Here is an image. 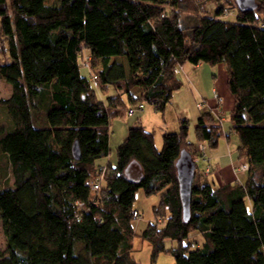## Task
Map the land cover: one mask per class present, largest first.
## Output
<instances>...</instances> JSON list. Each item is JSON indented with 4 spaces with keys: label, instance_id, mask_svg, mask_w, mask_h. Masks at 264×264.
<instances>
[{
    "label": "trees",
    "instance_id": "obj_1",
    "mask_svg": "<svg viewBox=\"0 0 264 264\" xmlns=\"http://www.w3.org/2000/svg\"><path fill=\"white\" fill-rule=\"evenodd\" d=\"M257 2L241 11L231 0L214 17L180 22L168 10L182 0H0V79L11 86L0 101L11 119L0 122V152L13 178L0 183L7 241L0 264H140L133 257L139 189L159 193L166 212L161 227L149 223L141 234L152 263L169 252L174 264H264V0ZM228 7L236 22L226 19ZM186 62L226 66L230 128L250 165L236 187L215 189L196 173L188 221L176 161L182 149L196 158L198 146L188 141L186 119L179 133L163 135L161 149L138 120L116 162H99L110 154L112 110L144 100L164 111L182 86L175 68ZM222 102L216 114L201 110L198 144L216 148L226 134ZM132 160L144 170L140 182L124 174ZM195 232L200 239L190 241ZM167 240L176 245L168 249Z\"/></svg>",
    "mask_w": 264,
    "mask_h": 264
},
{
    "label": "rangeland",
    "instance_id": "obj_2",
    "mask_svg": "<svg viewBox=\"0 0 264 264\" xmlns=\"http://www.w3.org/2000/svg\"><path fill=\"white\" fill-rule=\"evenodd\" d=\"M227 1V5H226ZM182 0V5L180 8L169 7L168 12L171 15L176 13L178 20L180 22H189L193 17L197 16H209L214 17L217 10L223 4L224 7L231 3V0ZM227 13L226 19L228 21H237V10L228 7V10L224 11ZM234 14V15H233ZM0 58H2L0 54ZM121 62H125L124 58H117ZM184 69L182 73L178 75V78L182 81V86L180 89L173 93V97L167 104L164 111L157 110L154 105L150 103L145 104L143 110H137L134 115L129 116L127 114V109L132 107L127 104V107L120 108L121 117L110 118V154L108 158H102L99 160L100 163H107L108 161L116 162V147L127 137L128 130L133 126L138 120L140 123L153 134L155 139V144L160 149L163 148V135L165 133H179L181 127V121L186 119L188 121L189 135L188 141L197 144L196 137V124L202 111L197 109V103L202 100V97H206L208 100H212L214 94L212 92L213 80L217 74V67L209 63L202 62L199 66L186 62L184 64ZM81 73L87 76V69H81ZM3 81V80H1ZM5 82V81H4ZM0 83V97H6L9 88L11 92V86ZM115 90L110 89L109 95L114 94ZM106 96H104V99ZM2 100V99H1ZM0 100V101H1ZM137 107V106H134ZM113 116V115H112ZM230 113H224L223 117V129L229 133L228 143L225 142L223 147H225L226 159L230 161L231 159H237V149L240 144V138L236 133L231 130ZM10 118L8 117L7 110L4 106H0V122L10 123ZM139 123V122H138ZM120 127H125V135L120 137ZM127 131V133H126ZM1 135V129H0ZM123 136V137H122ZM125 136V137H124ZM230 151L235 153L236 157H231ZM196 163L198 166L197 173L203 171L206 168V162L203 160V156L198 154L196 156ZM225 159V160H226ZM241 162V161H240ZM215 171L211 172V175ZM207 176V175H206ZM161 203V196L159 193L147 196L143 189H139L136 192L134 208L139 211L140 216L138 220H135L136 227L138 230L145 229L149 223L159 224L161 227L165 221L166 212L162 208H158ZM248 205L250 201L248 200ZM162 221V222H161ZM161 223V224H160ZM143 233V232H142ZM141 232L134 238V251L133 257L140 264H174V258L171 253L164 252L158 256L155 263L151 261L152 245L149 241L141 237ZM190 241L198 240L197 237L191 236ZM176 245V242L168 241L166 242V247L168 249ZM7 246V241L2 230V225L0 221V249H5Z\"/></svg>",
    "mask_w": 264,
    "mask_h": 264
},
{
    "label": "crops",
    "instance_id": "obj_3",
    "mask_svg": "<svg viewBox=\"0 0 264 264\" xmlns=\"http://www.w3.org/2000/svg\"><path fill=\"white\" fill-rule=\"evenodd\" d=\"M114 59L115 58H113V60ZM183 66H182V69H184ZM197 66H199V64ZM216 66H218L217 67L218 71H217V74L215 76V79L213 80L212 92L214 94L215 90L218 91V93L223 98V102H222V105L220 106L219 110L221 111V113H223L222 115L224 117L225 112L230 113L234 109L235 99H234L233 95L231 94L229 87H228V71H227L226 66L223 63L217 64V65H215V67ZM182 71L180 73H182ZM1 80L2 79H0V83H3L4 81H1ZM4 84H6V83L4 82ZM7 87L9 88L8 85H7ZM10 94H11V92H10V88H9V92H8L7 96L3 97V98L0 97V100L8 98L10 96ZM102 96L104 97V95H102ZM204 101H205L206 105H205L203 111L207 112V111L213 110L216 114L217 105H216V101H215L214 97L212 98V100H208L206 97L205 98L202 97V100L199 101L198 103H201ZM198 103H197V105H198ZM120 108L121 107L114 108L112 110L110 118L121 117V112L119 111ZM197 109H198V106H197ZM198 110L201 111L200 109H198ZM110 123H111V120H110ZM195 126H197V124ZM119 132H120V137H121V135H125V127H120ZM224 132L227 135L224 134V136L220 139L219 144L216 148L212 149V148H209L205 143L203 144L204 149H205V154L211 158V162H210L211 172L212 171H215V172L213 175H211V172H210V174L206 176V174L204 173L205 172V169H204L203 171L199 172V174L201 175V179L204 182L212 184L215 189H219V188L224 187V186L236 187L238 185H242L246 182L247 177H248L247 172H238V170H237V167L240 163L238 151L236 152L237 159H231L230 161H228L226 159L225 147H223V144L225 142H227V143L229 142L228 141L229 133L225 130H224ZM126 133H127V131H126ZM109 139L112 140L111 135H110V127H109ZM201 144L202 143L198 144V141H197L196 145L198 146V154L203 156V153L199 150V147L201 146ZM228 145H229V143H228ZM158 148L160 149L159 146H158ZM230 154H231L232 158L236 157L235 153L233 154V151L232 152L230 151ZM103 164H106V162ZM206 167H207V165H206ZM0 181H1L0 183L2 185H7V184L11 185L13 183V178L11 176V169H10L9 161L7 159V156L1 152H0ZM135 230H136V234H139L140 232L142 233L144 231L143 229L138 230L136 227V223H135ZM193 235H194V237H197L198 240L200 239L199 233L195 232L191 236H193ZM168 241H170V240H167L166 242H168ZM171 242H173V241H171Z\"/></svg>",
    "mask_w": 264,
    "mask_h": 264
},
{
    "label": "water",
    "instance_id": "obj_4",
    "mask_svg": "<svg viewBox=\"0 0 264 264\" xmlns=\"http://www.w3.org/2000/svg\"><path fill=\"white\" fill-rule=\"evenodd\" d=\"M241 11H254L258 8L257 0H235ZM72 154L76 160L82 157L78 141L72 146ZM177 178L179 181V195L183 208V217L188 221L190 217V204L192 201L193 184L196 177L197 163L192 153L182 149L176 161ZM125 176L132 182H140L144 177V170L137 160H132L124 170Z\"/></svg>",
    "mask_w": 264,
    "mask_h": 264
},
{
    "label": "built area",
    "instance_id": "obj_5",
    "mask_svg": "<svg viewBox=\"0 0 264 264\" xmlns=\"http://www.w3.org/2000/svg\"><path fill=\"white\" fill-rule=\"evenodd\" d=\"M89 61H90V59L84 60L83 61V66L89 67ZM181 71H182V66L181 65L177 66L175 68V73L176 74H180ZM93 81L95 83V86H98V83H97L95 75H93ZM214 99H215L217 105H219L223 101L222 96L216 90L214 91ZM145 104H146V102L143 100L139 104L136 105L137 107L132 106V107L128 108L127 109V114L129 116L134 115L137 110H143L144 107H145ZM153 105L155 107H157V104H153ZM197 106H198V109H200V110L204 109V107H205L203 102L198 103ZM199 150L203 153V159H204V161L207 164V167L205 168V172L204 173L206 175H209L210 172H211V164H210L211 158L208 155L205 154V149H204L203 144H201V146L199 147ZM249 169H250V165H249V163L247 161H241L239 163L238 167H237L238 172H248ZM89 184L91 185L93 190H98L100 188V183L99 182L89 181ZM133 216H134V218L136 220H138V218L140 216L139 211L138 210L135 211Z\"/></svg>",
    "mask_w": 264,
    "mask_h": 264
}]
</instances>
